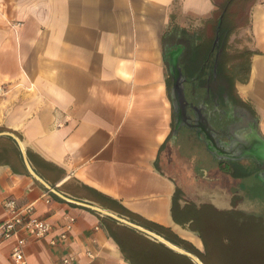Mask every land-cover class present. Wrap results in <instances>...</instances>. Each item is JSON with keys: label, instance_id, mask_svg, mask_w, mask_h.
Returning a JSON list of instances; mask_svg holds the SVG:
<instances>
[{"label": "crops", "instance_id": "0c3cea01", "mask_svg": "<svg viewBox=\"0 0 264 264\" xmlns=\"http://www.w3.org/2000/svg\"><path fill=\"white\" fill-rule=\"evenodd\" d=\"M223 2L0 0V221L3 201L14 197L52 226L45 238L29 236L27 264L66 256V264H132L104 219L128 220L166 239L171 231L204 251L200 232L173 216L177 188L182 206L264 214V170L254 179L234 177L232 165H198L197 153L190 163L171 138L166 39L188 33L198 43L211 40ZM247 19L229 37V45L240 44L230 64L244 66L237 91L255 109L264 137V0L249 6ZM235 161L249 168L246 159ZM14 242L0 244V264H18Z\"/></svg>", "mask_w": 264, "mask_h": 264}, {"label": "flooded vegetation", "instance_id": "af4514ba", "mask_svg": "<svg viewBox=\"0 0 264 264\" xmlns=\"http://www.w3.org/2000/svg\"><path fill=\"white\" fill-rule=\"evenodd\" d=\"M222 16L223 14L220 19ZM214 32L211 40L205 39L201 43L188 33L169 35L172 40L167 45V61L172 83L175 50L182 48L179 61L186 95L184 113L181 114L180 109L175 106L171 138L176 141L179 131L187 128L196 139L205 144L222 169L225 170L237 158H242L248 161L249 167L258 169L255 173L258 176V172L264 170V161L247 148L249 138L252 139L258 132L256 111L239 95L237 77L230 64L232 60L226 63L222 60L224 50L230 53L221 42L219 28ZM195 56L198 59L193 61ZM193 69V73H190ZM178 122L181 126L174 135Z\"/></svg>", "mask_w": 264, "mask_h": 264}, {"label": "trees", "instance_id": "16d2710c", "mask_svg": "<svg viewBox=\"0 0 264 264\" xmlns=\"http://www.w3.org/2000/svg\"><path fill=\"white\" fill-rule=\"evenodd\" d=\"M256 0H226L219 5L217 11L218 21L211 26L214 35V30L219 28V35L222 44L228 47L229 37L231 33L239 26L247 23V14L245 15V8H249ZM244 13V15H243ZM222 19H220L221 15ZM221 20V21H220ZM221 23V25H219ZM172 38L168 35L166 43H170ZM244 55L250 51H244ZM198 57H194L193 61ZM233 56L224 50L222 60L226 63L228 60H233ZM244 66L233 67L235 77L237 72L241 71ZM194 69L190 71L193 73ZM243 71V70H242ZM234 80V78H233ZM172 81H169V86L172 90ZM233 166L232 175L234 177H250L256 178L255 173L257 168L241 166L237 161H232ZM184 198V192L181 188H177L172 205V212L175 220L179 223L190 222V226L200 232L204 243L205 250L201 251L189 241L181 238L174 232H168L166 237L175 244L181 245L186 249L197 254L204 264H218L219 257L216 249L217 245H230L235 241L234 236L242 238L252 234L256 243H264V218L261 215L247 212L240 209L218 210L210 203H204L198 206L195 202L189 201L184 206L181 205V199ZM122 210H126L123 206L118 204ZM128 211V210H126ZM133 217L135 214H132ZM207 216H211L218 224L208 225ZM146 226L165 231V227L155 222L137 218ZM113 236L119 242L126 258L132 264H197L193 259L183 253L175 251L162 242L154 241L140 232H137L133 227L127 225H119L113 220L104 219ZM223 262L222 264H224ZM220 264V263H219ZM226 264V263H225ZM262 264V263H259Z\"/></svg>", "mask_w": 264, "mask_h": 264}, {"label": "rangeland", "instance_id": "374dc122", "mask_svg": "<svg viewBox=\"0 0 264 264\" xmlns=\"http://www.w3.org/2000/svg\"><path fill=\"white\" fill-rule=\"evenodd\" d=\"M244 13L245 15L248 14L247 7L245 8ZM238 45L240 44L232 43L231 46V44L229 45L228 43L227 48L229 53L232 54L234 50H238ZM188 130L189 129L187 128H182L176 138L178 141L176 147L180 158L187 159V161L192 163L193 159L191 158V156L193 153H197V157H199L198 165L202 166L204 164L209 166L211 165V163H214V160L209 151L207 150L205 144L200 140L196 139L195 135L191 134ZM187 197L189 198V196ZM254 210H257V207H255ZM261 210L262 209H259L257 211ZM260 213L262 216H264L262 211ZM206 220L208 222L209 227L212 225L216 227L219 224L213 218H211V216H207ZM122 225L129 226L127 223H124ZM253 237L254 236L252 234H249L242 238L234 236L235 241L232 244L227 246L218 244L216 249L217 255L220 259L218 260V262L220 264H222L223 262H225L226 264H264V243H256ZM196 256L199 257L198 255ZM199 259L201 260L200 257ZM195 262L199 264L198 261L195 260Z\"/></svg>", "mask_w": 264, "mask_h": 264}, {"label": "built area", "instance_id": "2783aa9c", "mask_svg": "<svg viewBox=\"0 0 264 264\" xmlns=\"http://www.w3.org/2000/svg\"><path fill=\"white\" fill-rule=\"evenodd\" d=\"M5 91V85L0 84V94ZM3 207L6 216L0 221V244L4 240L15 238L10 252L11 258L15 263L27 264L26 246L29 236L45 238L52 230V226L45 218L34 213L32 204L21 205L14 197L5 198ZM73 221L74 218H71L66 230L61 232V238L68 237ZM56 241L57 239H54L52 242ZM70 260L71 257L66 256L57 264H66Z\"/></svg>", "mask_w": 264, "mask_h": 264}, {"label": "water", "instance_id": "95a60500", "mask_svg": "<svg viewBox=\"0 0 264 264\" xmlns=\"http://www.w3.org/2000/svg\"><path fill=\"white\" fill-rule=\"evenodd\" d=\"M182 48H178L175 50V56L173 58L172 61V74H173V92H172V98H173V103L174 106L178 107L180 109V113H184L185 111V101H186V95H185V89L183 86V72H182V68L180 66V61H179V54L181 52ZM180 122L177 123V126L175 128V132L174 135L177 134L179 128H180ZM245 135V134H243ZM248 140V139H247ZM248 150L253 152L255 154V156L257 158H259L260 160L264 161V137L261 136L258 132L256 134H254V137L252 136V139L249 138V143L247 146ZM114 216V214H112ZM116 216V215H115ZM118 217V216H116ZM124 222H126L127 224L138 228L141 231L147 232L153 236H155L156 238H158L160 241L166 243L168 246H170L171 248L178 250L182 253H185L189 256H191L193 259H195L196 261L199 262V264H204L199 257H197L195 254L186 251L185 249H183L182 247L174 244L173 242H171L170 240L166 239L165 237L150 231L136 223H133L131 221L128 220H124Z\"/></svg>", "mask_w": 264, "mask_h": 264}]
</instances>
